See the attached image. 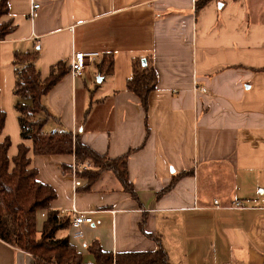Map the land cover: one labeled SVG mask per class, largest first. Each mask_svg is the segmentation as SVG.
I'll return each mask as SVG.
<instances>
[{
    "label": "crops",
    "instance_id": "0c3cea01",
    "mask_svg": "<svg viewBox=\"0 0 264 264\" xmlns=\"http://www.w3.org/2000/svg\"><path fill=\"white\" fill-rule=\"evenodd\" d=\"M7 2L2 21L15 28L0 41V144L11 140L12 166L19 146L30 148L38 180L57 193L52 209L92 217L58 234L83 262H96L88 248L98 245L114 255L161 246L169 264H264V0ZM34 50L42 80L76 54H99L84 77L70 70L44 97L53 116L45 131L70 132L97 155L124 159L134 194L114 170L86 189L74 155L36 156L21 139L13 61ZM107 54L111 76L97 67ZM136 59H151L157 75L147 109L127 89ZM87 164L94 170L79 165ZM237 201L246 208L231 209ZM45 218L39 214L38 230ZM0 264L35 261L0 240Z\"/></svg>",
    "mask_w": 264,
    "mask_h": 264
},
{
    "label": "trees",
    "instance_id": "16d2710c",
    "mask_svg": "<svg viewBox=\"0 0 264 264\" xmlns=\"http://www.w3.org/2000/svg\"><path fill=\"white\" fill-rule=\"evenodd\" d=\"M8 14L7 0H0V41L6 40L15 28L11 21H2ZM38 57L39 50H34L16 53L13 61L16 77L14 95L20 99L16 111L21 139L33 143L36 156L74 155L78 163L73 172L78 179L88 180L86 189L91 188L100 173L114 170L125 189L133 193L128 177L120 171V163L125 164L124 159L121 162L110 161L99 156L84 145L79 136L76 137L70 132L45 131V126L53 116L44 106L43 99L70 73L71 66L61 62L52 68L49 78L42 80L36 68ZM146 60V65L143 64V59L134 60L132 75L127 82L128 91L139 98L145 109L150 93L157 86L154 64L151 59ZM97 67L101 75H113V54L105 55ZM21 100L30 102L24 103ZM5 122L6 113L0 109V136L4 132ZM11 144L10 139L0 144V240L31 255L35 264H86L70 239L58 236L59 232L70 229L72 217L52 209L51 205L56 200L57 193L51 186L38 180L37 170L31 168L30 148L21 144L17 156L12 160V166L8 156ZM85 162H90L94 170L88 171L79 165ZM40 213H45L46 218L42 229L38 230ZM148 236L160 242L159 238ZM88 249L95 256L94 264H169L168 255L161 246L155 252L115 255L102 251L98 245Z\"/></svg>",
    "mask_w": 264,
    "mask_h": 264
},
{
    "label": "built area",
    "instance_id": "2783aa9c",
    "mask_svg": "<svg viewBox=\"0 0 264 264\" xmlns=\"http://www.w3.org/2000/svg\"><path fill=\"white\" fill-rule=\"evenodd\" d=\"M218 1V0H211ZM40 5L35 4L32 8L31 18L35 19L38 16V10ZM99 57L97 53H89V54H76L71 63V73L76 78H82L86 74V68L88 67V62H90L93 58ZM82 168L87 169L90 165H81ZM214 205L216 208H222L219 200L214 201ZM231 209L243 210L246 207L243 202L237 201L230 207ZM63 213L62 215H65ZM93 222L92 217L86 216L85 214L79 213L76 210L72 212V228L79 229L83 224H91ZM81 235L79 233L75 234V238H79Z\"/></svg>",
    "mask_w": 264,
    "mask_h": 264
},
{
    "label": "water",
    "instance_id": "95a60500",
    "mask_svg": "<svg viewBox=\"0 0 264 264\" xmlns=\"http://www.w3.org/2000/svg\"><path fill=\"white\" fill-rule=\"evenodd\" d=\"M143 64L146 65V60H143Z\"/></svg>",
    "mask_w": 264,
    "mask_h": 264
}]
</instances>
